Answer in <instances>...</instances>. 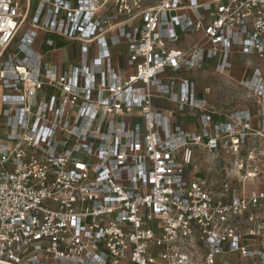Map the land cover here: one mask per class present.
I'll return each instance as SVG.
<instances>
[{
  "label": "built area",
  "instance_id": "obj_1",
  "mask_svg": "<svg viewBox=\"0 0 264 264\" xmlns=\"http://www.w3.org/2000/svg\"><path fill=\"white\" fill-rule=\"evenodd\" d=\"M26 1L0 0V264H264V188L246 186L264 151L229 162L219 192L193 164L264 137L263 74L243 80L263 107L221 120L182 75L264 58V0ZM58 42L66 65L45 57Z\"/></svg>",
  "mask_w": 264,
  "mask_h": 264
},
{
  "label": "rangeland",
  "instance_id": "obj_2",
  "mask_svg": "<svg viewBox=\"0 0 264 264\" xmlns=\"http://www.w3.org/2000/svg\"><path fill=\"white\" fill-rule=\"evenodd\" d=\"M22 5V10L25 11V7L27 4L26 0H19ZM34 8L31 11L30 16ZM28 24L26 23L21 31H19L16 39L10 46V50H15L16 45L20 43V37L24 31L25 26ZM47 36H52L51 34L44 33V31H40V35L37 41V45L39 43L43 44L45 38ZM64 43L58 42L57 46H61ZM44 46V50L50 48L46 45ZM122 50L119 47V51ZM61 50L52 51L51 55L47 56L50 58L51 56L57 61L58 57L61 55ZM251 74H249L246 78H251L253 76V70L256 67H259L263 77H264V58H259L257 56L252 57L251 64ZM205 69L197 70V71H188L183 73L182 75H189L195 77L196 81L198 82V87L201 90H204L205 87L209 86V97L212 104L216 107L217 111H221L226 113L227 115L233 114L239 109L251 108L254 113L258 112L259 107H263V104L259 103L257 100L259 96L256 94L255 90L250 89L245 85H238L236 80L224 76L219 75L214 71V69H206L211 68L209 64H205ZM234 71L237 70V67L234 66ZM194 75V76H193ZM1 81V79H0ZM1 99H2V88L0 86V114L2 112L1 106ZM172 106V104H169ZM223 117V116H222ZM220 115H217L216 119L221 120L223 119ZM256 119L254 120L255 124L253 125L254 128L259 129L261 124V119L255 116ZM124 119H130L128 116H124ZM193 117L185 120L193 121ZM3 120V118H2ZM184 119H181V124H184ZM2 133V128L0 129V134ZM247 143L245 145H241L240 151L238 154L232 153L231 151H227L224 149H220L214 152H208L207 150L204 151L201 148H194L195 155L198 157V167L201 170V176L205 177L207 182L211 185L212 189L215 192H219L221 190L223 179L225 178V172L227 171V167H229V162H232L237 155L246 154L248 153L253 146L259 148L260 151H264V137L263 136H254L249 137ZM250 149V150H249ZM258 158V156H257ZM232 182L236 185L239 184L238 179L235 175L231 177ZM204 179V178H203ZM247 187L249 190H253L256 188H264V174L256 176L254 179H247Z\"/></svg>",
  "mask_w": 264,
  "mask_h": 264
},
{
  "label": "crops",
  "instance_id": "obj_3",
  "mask_svg": "<svg viewBox=\"0 0 264 264\" xmlns=\"http://www.w3.org/2000/svg\"><path fill=\"white\" fill-rule=\"evenodd\" d=\"M40 31H42V30H40ZM40 31H39V35H40ZM44 33H46L45 31H44ZM38 41V40H37ZM191 42H192V38L190 37V35H186V36H184L183 38H182V40L177 44V47H179V48H183V47H185V46H189L190 44H191ZM36 47L37 48H39V49H41V50H43V51H45L44 50V46H43V44H41V43H39L38 45H37V43H36ZM57 50H61L62 52H61V55L58 57V59H57V61H55L54 60V58L51 56L49 59L52 61V62H57L58 64H61V65H66V59H67V57H68V50L65 48V47H62V46H60ZM57 50H55V51H57ZM51 53H52V51H50V52H48V53H46V55H45V57L47 58V56H49V55H51ZM253 57V56H252ZM252 57L250 58V61H249V63L251 64V61H252ZM248 58H247V56H244V55H241V54H235L234 56H233V58H232V60H233V62H234V65H233V67H232V69L230 70V72H229V76L228 77H230V78H232V79H234V80H236V82L238 83V85L240 84V85H244L243 84V80L249 75V74H251L250 72L252 71L251 70V68H252V66L249 68L247 65V60ZM249 60V59H248ZM246 61V62H245ZM206 64H209L210 65V67L211 68H206V69H214V71L216 72V64H217V60H207V62H206ZM234 66H236L237 67V70L236 71H234L233 70V68H234ZM205 69V68H204ZM217 73V72H216ZM189 76V75H188ZM194 76V75H193ZM192 77V76H191ZM193 79H194V81H195V83H196V86H197V95L198 96H200V97H206L208 100H209V102L211 103V105L213 106V108L215 109V111H216V116L217 115H220L222 118H225V116H227V114L226 113H224V112H221V111H217V109H216V107L212 104V102H211V100H210V97L208 96L209 95V91H210V87L209 86H207V87H205V89L204 90H201V89H199V87H198V82L196 81V79H195V77H193ZM1 86V85H0ZM170 106V105H169ZM171 107V106H170ZM245 109H250L251 110V108H245ZM239 110H242V109H239ZM252 112H253V110H251ZM254 113V112H253ZM255 114V113H254ZM189 118H192V117H189ZM181 119H184L183 121H184V124L182 125L180 122H181ZM186 119H188V117L187 118H182V116H179V115H177L175 118H174V122H175V124H180L182 127H184V128H186V129H195V122L197 121V118H194L193 119V121H190V120H188V121H186V123H185V120ZM256 119V117L254 116V120ZM253 124H255V122H253ZM194 151H195V149H194ZM204 151H206V150H204ZM209 152V151H208ZM196 153V152H195ZM195 153L193 152V164L195 165L196 163L198 164V157L195 155ZM210 153V152H209ZM193 164H191V165H189L188 166V168H187V174H190L191 176H194L193 174H192V172H193V169H192V166H193ZM197 173V172H196ZM201 170L199 169V171H198V173L196 174L197 176H199V177H201V178H206V176L205 177H203V176H201ZM206 180V179H205ZM207 181V180H206Z\"/></svg>",
  "mask_w": 264,
  "mask_h": 264
},
{
  "label": "bare ground",
  "instance_id": "obj_4",
  "mask_svg": "<svg viewBox=\"0 0 264 264\" xmlns=\"http://www.w3.org/2000/svg\"><path fill=\"white\" fill-rule=\"evenodd\" d=\"M23 68H25V67L21 66V69H22V70H24Z\"/></svg>",
  "mask_w": 264,
  "mask_h": 264
}]
</instances>
